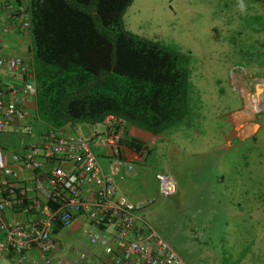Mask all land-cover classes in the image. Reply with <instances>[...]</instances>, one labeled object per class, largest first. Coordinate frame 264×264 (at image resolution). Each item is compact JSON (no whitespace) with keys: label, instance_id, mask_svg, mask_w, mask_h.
<instances>
[{"label":"rangeland","instance_id":"1","mask_svg":"<svg viewBox=\"0 0 264 264\" xmlns=\"http://www.w3.org/2000/svg\"><path fill=\"white\" fill-rule=\"evenodd\" d=\"M240 2L133 0L123 15L125 27L131 32L176 46L191 59V113L183 124L169 130L167 148L160 151L161 156L147 152L144 165L121 172L126 177L135 170L139 173L118 183L126 197H132L131 201H151L145 219L171 242L187 264H264L263 146L252 148L241 144L210 153L224 155L220 169L231 167L242 171L239 193L233 188L235 195L241 196L239 215L230 216L226 208L213 204L210 209L199 202L207 190L201 188L199 180V171L205 168L206 161L198 153L220 140L218 128H225L226 115L241 103L240 93L233 88L231 72L252 59L264 57V5L243 0L245 8L241 12ZM21 139L25 138L0 132L3 148L13 147ZM212 158L218 160L217 156ZM209 167L218 168L212 163ZM157 171L173 175L174 194L164 197L159 193ZM194 181L198 182L192 185ZM185 182L188 186H182ZM230 188L227 184L221 186ZM193 193L198 200L191 205L188 200ZM85 227L86 224H81L79 228L69 227L61 232L59 248L63 253L89 250L91 244L83 231Z\"/></svg>","mask_w":264,"mask_h":264},{"label":"built area","instance_id":"2","mask_svg":"<svg viewBox=\"0 0 264 264\" xmlns=\"http://www.w3.org/2000/svg\"><path fill=\"white\" fill-rule=\"evenodd\" d=\"M24 5L15 9V25L0 20L1 36L17 31L30 41ZM37 92L31 58L0 51V132L26 137L19 146L0 147V256L9 258L0 264H187L145 219L151 201H131L118 189L123 165L132 170L125 124L107 115L88 136L69 130L71 121L38 136L29 122ZM155 176L162 196L175 193L171 173ZM79 216L91 247L66 255L55 228L71 227Z\"/></svg>","mask_w":264,"mask_h":264},{"label":"trees","instance_id":"3","mask_svg":"<svg viewBox=\"0 0 264 264\" xmlns=\"http://www.w3.org/2000/svg\"><path fill=\"white\" fill-rule=\"evenodd\" d=\"M6 2L27 3L37 122L98 124L113 115L125 127L158 135L191 113L189 55L128 30L123 15L133 0Z\"/></svg>","mask_w":264,"mask_h":264},{"label":"crops","instance_id":"4","mask_svg":"<svg viewBox=\"0 0 264 264\" xmlns=\"http://www.w3.org/2000/svg\"><path fill=\"white\" fill-rule=\"evenodd\" d=\"M6 1L12 3L14 2V0H0V20L6 21L7 23H13L15 25L17 22H15L13 18L16 7H8L6 5ZM25 1L27 0H24V2ZM29 43V39L21 32L15 31L14 33L8 34L5 37L1 36L0 34V51L5 54H14L28 57L30 49ZM231 76L233 85H238L239 87H241L242 91L237 90L241 96V103L238 107L230 110L226 115L224 126L225 128H218L220 140L216 144L210 145L208 149H204L201 154L198 153V155H203V161H206V163H208V165H206L205 163V168L199 171L201 176V178L199 179L200 186L202 189L207 190L203 192V197L202 199H199V202H202L204 207H206V204L209 205L210 209L211 207H213V204L214 206L217 205L219 208H226L229 215L234 216L241 213V210L239 209L240 205H238L239 200L241 201V196L235 195V191L233 190V188L235 187L237 192L240 191L239 187L241 184L239 182V178L241 177L240 174L242 173V171H235L231 167H228L227 169H220V166L222 165V157L224 155L212 154L213 156H211L210 153L213 150L217 152L220 150L237 148L241 144L250 145L252 146V148H256L258 146L264 147V93L259 96V100H256L255 97L251 95L254 93V87L257 80L260 79L264 83V57H261L257 60L252 59L248 64H244L238 69H234V71L231 72ZM6 79L12 81L8 78V76L6 77ZM242 88L246 90V93H243ZM36 116L37 115L35 113L34 117L29 118V122H31V124L33 125L36 135L40 136L44 133L49 125L37 122ZM71 123L72 127H67L69 128V130L71 129L72 132H78L86 136L91 135L95 131H98V126H102L101 123ZM168 133L169 131L163 134L155 135L135 126L127 125L126 136L124 139L125 147L127 149L125 162L128 164H132L135 168L138 164L144 165V161L146 160L144 159V157H146V153L149 151H151L152 153L156 152V155L161 156L160 151L167 148L165 140L167 139ZM24 138L25 139L16 141L14 146H19L20 144L24 143L26 141V137ZM130 139L138 140L141 143L139 150L134 149V146L129 143ZM198 140L199 138H197L196 142H198ZM0 147H3L1 143ZM175 147L176 146H174V148ZM169 150L173 151L171 147L169 148ZM216 156L218 160H214L212 158ZM211 163L213 165L216 164L218 168H211L212 166L209 167ZM137 171L138 170H135L132 175H128L127 177L124 174L122 178L116 180V184L120 192L124 194L118 183L123 179L128 178L129 176L133 177L135 174L137 175ZM196 173L197 172L194 173V176H196ZM225 180H227L228 183H226ZM198 181L192 182V185H195ZM207 181L210 187L209 185H206L204 187ZM224 184L231 186V188L229 190L221 189V186ZM182 186H188L187 182H185ZM194 194L195 193H193L192 196L189 197L190 201L188 200V203H190L191 205H194L192 202L198 200V196ZM130 199H132V197H130ZM134 202H139V200H134ZM197 203L198 202H196L195 207L198 206ZM81 223H85V218L83 216H79L77 220L73 222L71 229L79 228V224ZM61 232L62 230L59 233ZM8 261L9 258L7 256H0V262L4 263Z\"/></svg>","mask_w":264,"mask_h":264},{"label":"clouds","instance_id":"5","mask_svg":"<svg viewBox=\"0 0 264 264\" xmlns=\"http://www.w3.org/2000/svg\"><path fill=\"white\" fill-rule=\"evenodd\" d=\"M255 1V0H254ZM257 2V1H256ZM260 4V3H259ZM239 8H240V10H241V12H243L244 11V8H245V6H244V4H243V0H241V2L239 3ZM247 66V65H246ZM258 81H260L261 82V84H262V93H264V86H263V82L259 79V80H257V82ZM243 90H244V88H242ZM261 93V94H262ZM260 94V95H261ZM101 123V125H102V123H103V121L102 122H100ZM103 127V126H102ZM99 131V130H98ZM126 136V135H125ZM125 139V138H124ZM124 145H125V140H124ZM126 164V163H125ZM128 164V163H127ZM132 165V164H131ZM124 166V170L126 169V166L125 165H123ZM124 170H123V172H124ZM132 170H133V165H132ZM127 171H131V170H127ZM159 172V171H158ZM157 173V172H156ZM155 173V174H156ZM122 175H124V174H122ZM174 194V193H173ZM170 196V195H169ZM164 197H167V196H164ZM84 217V216H83ZM82 224V223H81ZM81 224H79V226L81 225ZM84 224H86V221H85V223ZM86 227H87V224H86ZM69 228V227H68ZM68 228H65V229H68ZM65 229H61L62 231L63 230H65ZM61 230H59V232L61 231ZM58 232V236H59V238H60V235H61V233H59Z\"/></svg>","mask_w":264,"mask_h":264},{"label":"water","instance_id":"6","mask_svg":"<svg viewBox=\"0 0 264 264\" xmlns=\"http://www.w3.org/2000/svg\"><path fill=\"white\" fill-rule=\"evenodd\" d=\"M261 93H262V84H261L260 81H258L255 84L254 93H253L256 100L257 99L259 100V96H260Z\"/></svg>","mask_w":264,"mask_h":264},{"label":"bare ground","instance_id":"7","mask_svg":"<svg viewBox=\"0 0 264 264\" xmlns=\"http://www.w3.org/2000/svg\"><path fill=\"white\" fill-rule=\"evenodd\" d=\"M245 92H246V90L244 89V90H243V93H245Z\"/></svg>","mask_w":264,"mask_h":264}]
</instances>
